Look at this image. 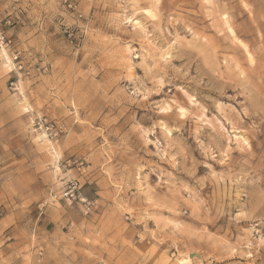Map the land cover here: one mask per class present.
<instances>
[{
  "label": "rangeland",
  "instance_id": "rangeland-1",
  "mask_svg": "<svg viewBox=\"0 0 264 264\" xmlns=\"http://www.w3.org/2000/svg\"><path fill=\"white\" fill-rule=\"evenodd\" d=\"M0 3V264H264V0Z\"/></svg>",
  "mask_w": 264,
  "mask_h": 264
},
{
  "label": "crops",
  "instance_id": "crops-1",
  "mask_svg": "<svg viewBox=\"0 0 264 264\" xmlns=\"http://www.w3.org/2000/svg\"><path fill=\"white\" fill-rule=\"evenodd\" d=\"M4 0H0L2 2ZM1 4V3H0ZM35 233V234H34ZM34 233L32 236L36 237V245L45 249L46 256L44 257V264H74L78 259V255L74 252L66 250L63 240H58L56 235L48 230V223L44 222L39 225H35ZM33 244V239H27L22 241H13L7 244L3 248L4 251H8V247H13L12 258L9 259L12 262L22 263L20 257H25L29 248ZM28 248V249H27ZM10 251V250H9ZM31 251V250H30Z\"/></svg>",
  "mask_w": 264,
  "mask_h": 264
},
{
  "label": "built area",
  "instance_id": "built-area-1",
  "mask_svg": "<svg viewBox=\"0 0 264 264\" xmlns=\"http://www.w3.org/2000/svg\"><path fill=\"white\" fill-rule=\"evenodd\" d=\"M4 40V38L2 37V36H0V42L1 41H3ZM71 196L70 198H72V197H74V194H73V191L72 190H68V191H66L65 192V196L67 197V196ZM55 198H57L58 197V195L57 194H55V196H54ZM44 250L43 249H40L39 251H38V261H41L42 259H43V257H44Z\"/></svg>",
  "mask_w": 264,
  "mask_h": 264
},
{
  "label": "bare ground",
  "instance_id": "bare-ground-1",
  "mask_svg": "<svg viewBox=\"0 0 264 264\" xmlns=\"http://www.w3.org/2000/svg\"><path fill=\"white\" fill-rule=\"evenodd\" d=\"M233 30V29H232ZM235 35V34H234Z\"/></svg>",
  "mask_w": 264,
  "mask_h": 264
}]
</instances>
